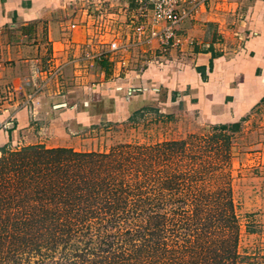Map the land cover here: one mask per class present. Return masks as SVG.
Segmentation results:
<instances>
[{
    "label": "trees",
    "instance_id": "trees-1",
    "mask_svg": "<svg viewBox=\"0 0 264 264\" xmlns=\"http://www.w3.org/2000/svg\"><path fill=\"white\" fill-rule=\"evenodd\" d=\"M213 128L200 139L205 160L228 154L224 132H235L238 123ZM187 148L186 140L152 148L118 144L103 152L0 147V264H242L248 256L237 251L240 224L229 184L198 187L210 170L201 174L199 166L195 173L192 158L190 173L185 165L179 172L166 166L152 180L138 172L140 160L182 162ZM168 204L176 216L171 227L160 211ZM69 245L73 255L62 252Z\"/></svg>",
    "mask_w": 264,
    "mask_h": 264
},
{
    "label": "rangeland",
    "instance_id": "rangeland-1",
    "mask_svg": "<svg viewBox=\"0 0 264 264\" xmlns=\"http://www.w3.org/2000/svg\"><path fill=\"white\" fill-rule=\"evenodd\" d=\"M33 33L36 31L32 30V26L23 28V35L31 37ZM39 34L41 35L42 32ZM224 35L226 36V34ZM12 37L15 40L17 34H13ZM112 39L114 38L108 36V43ZM222 41H225V38H222ZM121 53L122 51H119L111 56L108 55L109 58H112L111 63H118L120 59L124 58L128 67L125 65L121 71L126 68L128 71L136 72L128 77L117 71L113 77H107L104 81L94 79L95 72L92 70L94 66H91V59H87L83 53H79L76 57L77 72H79L76 74L78 83L60 88L56 94L59 98L47 102L46 107L37 106L33 101L39 91H55L51 82L54 80L55 84L56 80L62 81L61 64H59V74L52 72L51 76L44 75L45 83H39L36 81L37 78H34L33 86L27 88L25 94L10 86L0 89V115L2 110H10L7 118H11L14 117L16 110L26 108L29 116V125L27 126L25 123L21 129V132L25 133L23 138L20 137L18 144H10V149L16 150L23 146L40 144L46 148L69 147L76 151L103 152L109 151L110 148L118 144L152 148L165 141L186 140L187 154L182 162L179 157L161 163L156 159H150V161L147 159L145 163L140 160L139 164H136L138 172H141L140 175H142V172L145 171L147 177L149 176V179L152 180L159 177L158 173H161L162 176L165 175L166 166H168L166 167L167 171L177 170L179 172L185 165V174L186 172L190 173L186 164L191 158L190 165L193 164L195 173L198 170L195 167H201L199 170L201 174L203 168L209 167V174L202 175V180L199 179L200 181L197 182L198 187L213 190L224 182L230 185L231 197L240 224L237 251L243 256H248V259L242 264H264V98L239 120L224 123H238L235 132H224L229 135L226 150L228 154H222V156L209 154L205 160V155L201 151L203 141L200 139L215 133L214 125L222 123H212L206 120L198 110L187 109L183 102L179 104L175 102L173 106L166 107L163 103L169 88L162 82L156 83V81L150 84L149 82L152 81L147 79L149 72L146 71L147 76H144L137 71V68H129V65H134L135 57L132 55L127 59L124 56L121 58ZM158 55L162 56V51H159L156 56L148 58L149 60L145 64L148 69L161 71L169 69V65L165 68L156 66L154 61L158 60ZM166 58L173 61L168 51ZM132 59L133 61H131ZM133 79L137 80L139 85L145 80L147 85H153L157 90L143 93L129 91V87L132 89L135 86L125 85V81ZM135 94H139L143 99L140 102L141 106L131 111L132 107L129 103ZM67 97H69V101ZM172 97L173 100L178 98L174 92ZM137 111L138 113H135ZM129 117L131 119H128ZM157 154V151H154V156ZM173 161L175 163L171 165ZM129 180V184L133 185L136 184V181L143 179L140 176L136 179L132 177ZM147 183L152 184L151 181ZM146 187L148 186L146 185ZM169 196L171 194L165 193L163 198L169 199ZM172 210L171 204L160 210L166 214L169 227L172 223L169 221L170 218L175 217L176 219ZM119 226L121 229L124 228L121 224ZM115 230L113 227L108 228L110 233ZM62 252L73 255L75 248L69 245Z\"/></svg>",
    "mask_w": 264,
    "mask_h": 264
},
{
    "label": "crops",
    "instance_id": "crops-1",
    "mask_svg": "<svg viewBox=\"0 0 264 264\" xmlns=\"http://www.w3.org/2000/svg\"><path fill=\"white\" fill-rule=\"evenodd\" d=\"M69 1L0 0V89L10 86L25 94L35 82L31 75L33 65L48 71L61 64L62 81L51 82L55 91H39L33 101L46 107L47 102L59 98L56 94L60 88L78 83L76 57L89 33L82 25L69 29L68 25L76 22ZM28 26L36 31L31 37L22 34ZM13 34H17L15 40ZM176 39L179 43L167 50L173 58L169 69L147 70L150 84L162 82L169 88L163 103L166 107L183 102L187 109L198 110L206 120L224 124L239 120L264 98V0L201 2L195 15L179 25ZM144 49L149 57H154L161 45L154 40ZM94 51L95 62L91 66L95 80L104 81L117 71L128 77L136 72L126 68L121 71L120 62L112 64L107 54ZM132 55L128 54L126 59ZM134 65L129 68L136 69ZM36 81L45 83L44 74H39ZM129 84L139 86L135 79L125 81V85ZM142 99L139 94L133 95L130 110L138 109ZM9 113L10 110H2L0 115V147L18 144L25 134L22 127L29 125L26 108H19L14 117L7 118Z\"/></svg>",
    "mask_w": 264,
    "mask_h": 264
},
{
    "label": "built area",
    "instance_id": "built-area-1",
    "mask_svg": "<svg viewBox=\"0 0 264 264\" xmlns=\"http://www.w3.org/2000/svg\"><path fill=\"white\" fill-rule=\"evenodd\" d=\"M204 1L207 0H70L68 3L76 22H71L68 27L74 29L82 25L89 33L87 41L81 44V53L87 59L95 61L92 58L95 49L100 55L109 56L122 51L121 58L132 53L137 71L144 75L148 70L145 64L149 60V52L143 47L158 40L163 55H158V60L154 62L158 68L170 65L171 61L166 58L165 52L170 46L179 43L176 39L179 25L195 15L199 4ZM108 36L114 38L109 43ZM119 62L124 67V58ZM52 72L59 74L60 68L44 71L33 65L31 69L33 79L39 74L51 76ZM140 84L128 90L141 93L157 90L144 81Z\"/></svg>",
    "mask_w": 264,
    "mask_h": 264
}]
</instances>
